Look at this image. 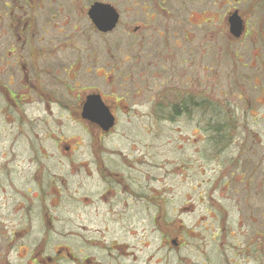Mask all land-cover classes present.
<instances>
[{
	"label": "flooded vegetation",
	"instance_id": "obj_1",
	"mask_svg": "<svg viewBox=\"0 0 264 264\" xmlns=\"http://www.w3.org/2000/svg\"><path fill=\"white\" fill-rule=\"evenodd\" d=\"M197 5L0 0V264H197L187 241L197 222L184 217L191 198H175L164 182H183L185 153L137 151L130 137L112 139L120 116L144 102L151 117L164 105L176 117L163 121H197L194 75L178 82L191 85L187 91L162 80L152 90L145 77V57L175 45L168 35L176 34L169 23L177 8L182 23L202 25ZM242 22L240 37L250 31ZM182 32L186 40L184 24ZM70 122L80 135L63 132ZM144 224L157 239L152 248ZM254 244L234 245L236 257L256 260Z\"/></svg>",
	"mask_w": 264,
	"mask_h": 264
},
{
	"label": "rangeland",
	"instance_id": "obj_2",
	"mask_svg": "<svg viewBox=\"0 0 264 264\" xmlns=\"http://www.w3.org/2000/svg\"><path fill=\"white\" fill-rule=\"evenodd\" d=\"M198 1L202 25L198 20L182 23V11L175 8L177 15L169 25L176 34L168 35L175 45L145 57V62L152 63L145 66L152 90H160L157 86L162 80L164 88L179 85L187 91L191 85L178 82L186 74L194 75L195 96L200 101L195 108L197 121L184 117L190 114L163 121L164 117H176L163 103L162 110L150 112L151 117L144 102L120 116L112 139L130 137L137 151L185 153L187 176L183 182L175 175L164 182L173 185L175 198L186 191L191 198L190 213L184 217L197 222L194 233L187 237L195 248L190 253L195 263L264 264V0H187L194 9ZM234 9L250 28L240 38L229 31L228 17ZM152 36L155 43L159 36ZM147 95L158 102L155 92ZM197 122L199 132L195 131ZM62 130L82 133L73 122ZM155 175L159 185L161 172L156 169ZM199 194L205 198L199 201ZM249 211L252 218L255 216L253 221ZM144 226L148 247L152 248L157 239L149 233L148 225ZM248 239L249 244L253 241L258 246V257L245 262L236 257L234 245ZM203 249L210 252V258L202 255Z\"/></svg>",
	"mask_w": 264,
	"mask_h": 264
},
{
	"label": "water",
	"instance_id": "obj_3",
	"mask_svg": "<svg viewBox=\"0 0 264 264\" xmlns=\"http://www.w3.org/2000/svg\"><path fill=\"white\" fill-rule=\"evenodd\" d=\"M228 22L230 23V26H229L230 33H232L236 38H239L241 34L243 33L242 31L244 28V24L242 22L241 16L238 15L237 12H235L229 16ZM114 23H115V20H113L110 27H112Z\"/></svg>",
	"mask_w": 264,
	"mask_h": 264
}]
</instances>
